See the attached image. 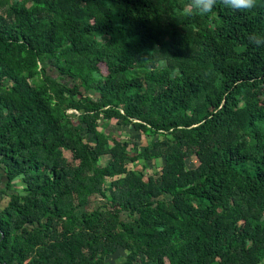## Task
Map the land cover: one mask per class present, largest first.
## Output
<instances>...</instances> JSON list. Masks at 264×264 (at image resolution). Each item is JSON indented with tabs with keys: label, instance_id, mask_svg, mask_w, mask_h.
<instances>
[{
	"label": "trees",
	"instance_id": "16d2710c",
	"mask_svg": "<svg viewBox=\"0 0 264 264\" xmlns=\"http://www.w3.org/2000/svg\"><path fill=\"white\" fill-rule=\"evenodd\" d=\"M0 169L2 264H264V0H0Z\"/></svg>",
	"mask_w": 264,
	"mask_h": 264
},
{
	"label": "rangeland",
	"instance_id": "374dc122",
	"mask_svg": "<svg viewBox=\"0 0 264 264\" xmlns=\"http://www.w3.org/2000/svg\"><path fill=\"white\" fill-rule=\"evenodd\" d=\"M46 71L53 78H58L59 77L58 72L54 68L49 67V65L46 66ZM61 81L62 82H65L67 84H71L70 83L71 80L70 79H67V78L66 79H61ZM67 112L68 113H74L76 115V117H79V113L76 110H68ZM109 122L110 123L108 124L106 131H108V130H111V131H114V132H117L118 131L122 135V137L127 138L130 141V143L132 144V146L134 148L140 146L141 144L144 145V144H146V142L148 140H150L149 138H147L144 135H142L140 132H136L133 129V127H131L130 125L129 126H126V125H117L115 123V121H109ZM67 156L70 159V155L67 154ZM106 159H107V157L102 161V163H105L107 161ZM186 163H187V166L188 167L192 168V167L196 166L197 160H196L195 157L191 156V157L187 158ZM156 167H157V163L155 164V168ZM153 171H154L153 168L152 169H149L148 170V173H151L152 174ZM1 182H0V184H1ZM14 182L15 183H18L19 182V179H15ZM18 186L19 185H15V188L13 186L12 187V191H14ZM2 187L5 188V183H4V185ZM12 191L5 189V194L1 196V198L3 200L2 201L3 202V205L7 203L8 199H9L8 198V195ZM96 200H99V199L98 198H95L94 199V202L91 201L90 204L91 205L95 204L96 203ZM123 217L124 218H127V216H125V215H123ZM123 258H124V252H122L121 250H118L113 256H111L108 259V261H107L106 264H117V263L121 262Z\"/></svg>",
	"mask_w": 264,
	"mask_h": 264
},
{
	"label": "crops",
	"instance_id": "0c3cea01",
	"mask_svg": "<svg viewBox=\"0 0 264 264\" xmlns=\"http://www.w3.org/2000/svg\"><path fill=\"white\" fill-rule=\"evenodd\" d=\"M0 182H1V184H0V209H1L5 205V204L3 205V202H2L3 200L1 198V196L5 194V188H3L2 186L6 182V177L4 176L2 169H0Z\"/></svg>",
	"mask_w": 264,
	"mask_h": 264
},
{
	"label": "built area",
	"instance_id": "2783aa9c",
	"mask_svg": "<svg viewBox=\"0 0 264 264\" xmlns=\"http://www.w3.org/2000/svg\"><path fill=\"white\" fill-rule=\"evenodd\" d=\"M0 264H2V263L0 262Z\"/></svg>",
	"mask_w": 264,
	"mask_h": 264
}]
</instances>
